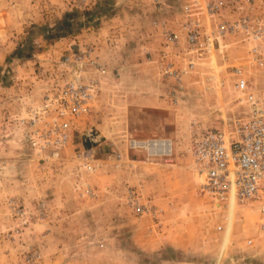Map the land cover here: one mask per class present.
<instances>
[{
  "label": "rangeland",
  "instance_id": "1",
  "mask_svg": "<svg viewBox=\"0 0 264 264\" xmlns=\"http://www.w3.org/2000/svg\"><path fill=\"white\" fill-rule=\"evenodd\" d=\"M183 1L0 0V264H120V249L133 251L130 237L143 227L184 232L190 247L187 253L140 251L143 264L168 258L186 260L181 264H264L255 205L232 204L227 214L215 207L199 191L188 154L195 133L227 127L233 116L247 113L229 73L244 50L229 45L202 55L179 80L162 74L163 64L181 69L189 56L184 46L171 50L161 33L162 23L176 28ZM84 45L105 70L86 71L96 81L89 112L78 120L63 159L38 160L13 119L28 98L40 101L72 75L57 65ZM91 135L95 144L86 149L83 137ZM124 137L168 138L172 154L165 161L127 150ZM83 150L92 172L75 155ZM73 179L88 183L92 194L79 195ZM128 189L156 215L131 214ZM132 257L127 254L129 262Z\"/></svg>",
  "mask_w": 264,
  "mask_h": 264
},
{
  "label": "built area",
  "instance_id": "2",
  "mask_svg": "<svg viewBox=\"0 0 264 264\" xmlns=\"http://www.w3.org/2000/svg\"><path fill=\"white\" fill-rule=\"evenodd\" d=\"M157 4V0H153ZM182 18L175 29L161 26L163 41L171 50L184 46L189 55L181 69L171 61L163 64L162 74L179 80L181 73L194 67L202 55L235 45L244 50L241 61L230 67L231 86L247 113L235 115L224 128L204 129L188 143L192 169L199 179L198 189L222 212L232 204L255 205L258 230L264 232V0H184ZM153 26L157 22L152 21ZM225 59V52L221 55ZM72 72L52 92L35 102L31 96L22 112L13 119L24 144L41 161L65 157L78 120L89 112L96 81L86 71L104 73V67L84 45L75 53L63 55L57 65ZM127 150H142L147 157L168 160L172 144L168 138L124 137ZM88 150L77 152L82 168L94 170ZM119 159L120 154H115ZM79 195H91L90 185L73 179ZM39 205L43 207L44 201ZM125 205L133 215L155 216L157 209L147 205L132 189L126 191ZM42 213V212H41ZM44 219V213L41 214ZM251 244V239H245Z\"/></svg>",
  "mask_w": 264,
  "mask_h": 264
},
{
  "label": "crops",
  "instance_id": "3",
  "mask_svg": "<svg viewBox=\"0 0 264 264\" xmlns=\"http://www.w3.org/2000/svg\"><path fill=\"white\" fill-rule=\"evenodd\" d=\"M146 9L138 10V12H143ZM152 10V9H151ZM127 12L128 11L126 10ZM137 11V10H136ZM129 14V13H128ZM137 26L139 23L137 22ZM139 26H143V24H140ZM140 27L138 30L141 32L144 31V29H141ZM126 36H129V34L126 32ZM152 46L154 44L152 43ZM131 53V51H130ZM176 205V204H174ZM172 202H170V206H174ZM172 210V209H171ZM171 210L168 212L171 214ZM171 231V232H170ZM170 231H160L158 233L154 232L151 228H142L139 230H135V235H131L130 239L131 242L135 245L131 250L135 251H129L128 247L121 248L120 249V264H143L142 260H140V251L145 254L154 255L164 248H170L173 251H179L180 253H187L189 252V246L188 242L189 240L185 238L184 232H174L176 230H170ZM126 238H128V232L126 233ZM130 252V253H129ZM127 254H133L135 256V260H132L129 262L127 258ZM178 261V260H177ZM186 260H181L178 263L174 258H168L167 261L162 262L160 264H181L184 263ZM176 262V263H175Z\"/></svg>",
  "mask_w": 264,
  "mask_h": 264
},
{
  "label": "water",
  "instance_id": "4",
  "mask_svg": "<svg viewBox=\"0 0 264 264\" xmlns=\"http://www.w3.org/2000/svg\"><path fill=\"white\" fill-rule=\"evenodd\" d=\"M88 138L89 137L84 136L83 140H82V144H83L84 148H86V149L95 144V141H91Z\"/></svg>",
  "mask_w": 264,
  "mask_h": 264
},
{
  "label": "bare ground",
  "instance_id": "5",
  "mask_svg": "<svg viewBox=\"0 0 264 264\" xmlns=\"http://www.w3.org/2000/svg\"><path fill=\"white\" fill-rule=\"evenodd\" d=\"M87 137H89V136H87ZM92 138H94L93 135H91V137H89L88 139H90L91 141H94Z\"/></svg>",
  "mask_w": 264,
  "mask_h": 264
}]
</instances>
